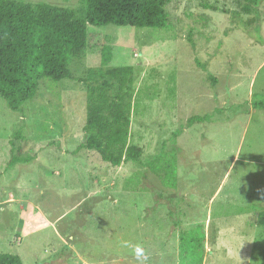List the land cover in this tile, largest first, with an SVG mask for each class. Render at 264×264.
Here are the masks:
<instances>
[{
  "label": "rangeland",
  "instance_id": "rangeland-1",
  "mask_svg": "<svg viewBox=\"0 0 264 264\" xmlns=\"http://www.w3.org/2000/svg\"><path fill=\"white\" fill-rule=\"evenodd\" d=\"M167 11L164 29L89 24L73 79H43L18 112L0 98V252L23 264H139L129 241L145 264H179L180 233L204 224V264H264V109L253 105L264 0H174ZM123 66L135 72L129 144L143 156L113 166L81 144L96 72ZM196 115L207 119L187 126Z\"/></svg>",
  "mask_w": 264,
  "mask_h": 264
},
{
  "label": "trees",
  "instance_id": "trees-1",
  "mask_svg": "<svg viewBox=\"0 0 264 264\" xmlns=\"http://www.w3.org/2000/svg\"><path fill=\"white\" fill-rule=\"evenodd\" d=\"M173 1L81 0L77 8H70L45 1L0 0V98L12 111H21L37 95L43 79L74 78L70 64L89 47V24L164 29L170 24L167 6ZM111 59L112 46L104 45L102 60L106 63ZM96 73L102 84L90 88L81 146L98 151L113 166L141 163L142 147L129 144L131 103L126 95L135 80L134 67ZM113 84L117 89L111 98ZM253 105L264 109V93L253 95ZM206 119V116H193L187 126ZM181 132H175L173 137ZM17 158L10 163L15 164ZM152 164L153 158L145 166ZM5 191V187H0V194L4 195ZM259 222L264 226V214ZM206 240L204 224L183 230L179 264H204ZM0 264H23V261L17 254L0 252Z\"/></svg>",
  "mask_w": 264,
  "mask_h": 264
},
{
  "label": "clouds",
  "instance_id": "clouds-1",
  "mask_svg": "<svg viewBox=\"0 0 264 264\" xmlns=\"http://www.w3.org/2000/svg\"><path fill=\"white\" fill-rule=\"evenodd\" d=\"M122 246L130 249L131 254L136 258L139 264H145L147 255L145 248L141 244L132 245L129 241H122Z\"/></svg>",
  "mask_w": 264,
  "mask_h": 264
}]
</instances>
